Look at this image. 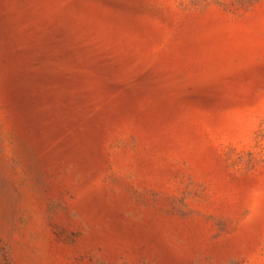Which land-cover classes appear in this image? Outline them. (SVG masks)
Listing matches in <instances>:
<instances>
[{
  "label": "rangeland",
  "instance_id": "374dc122",
  "mask_svg": "<svg viewBox=\"0 0 264 264\" xmlns=\"http://www.w3.org/2000/svg\"><path fill=\"white\" fill-rule=\"evenodd\" d=\"M0 264H264V0H0Z\"/></svg>",
  "mask_w": 264,
  "mask_h": 264
}]
</instances>
